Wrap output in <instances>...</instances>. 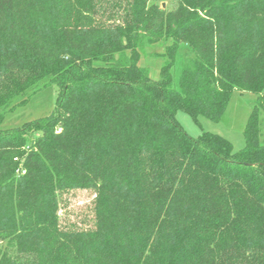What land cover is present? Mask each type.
Wrapping results in <instances>:
<instances>
[{
  "label": "trees",
  "instance_id": "obj_1",
  "mask_svg": "<svg viewBox=\"0 0 264 264\" xmlns=\"http://www.w3.org/2000/svg\"><path fill=\"white\" fill-rule=\"evenodd\" d=\"M151 1L0 0V109L59 89L0 130V264H264V0ZM233 91L256 96L240 151L177 122H218ZM71 190L92 229L61 226Z\"/></svg>",
  "mask_w": 264,
  "mask_h": 264
},
{
  "label": "rangeland",
  "instance_id": "obj_2",
  "mask_svg": "<svg viewBox=\"0 0 264 264\" xmlns=\"http://www.w3.org/2000/svg\"><path fill=\"white\" fill-rule=\"evenodd\" d=\"M151 2L167 10H172L176 6L174 0H152ZM162 51L161 47H147L145 55L139 62L141 66L149 68L153 79L158 78L161 65L158 54ZM58 92V87L47 81L36 91H28L25 95L15 98L9 110L0 109V130H10L49 116L56 107ZM255 99L256 96L251 92L233 91L224 115L218 122L203 117H199L197 122H194L183 112L176 113V120L190 137L197 138L202 132H209L227 140L233 152H238L244 147L243 129ZM263 120L264 117H262ZM59 213L63 228L92 229L95 222L94 192L71 190L60 194Z\"/></svg>",
  "mask_w": 264,
  "mask_h": 264
}]
</instances>
